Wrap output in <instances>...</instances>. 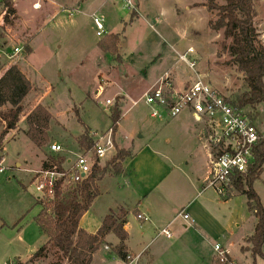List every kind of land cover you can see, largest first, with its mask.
I'll use <instances>...</instances> for the list:
<instances>
[{"label": "rangeland", "instance_id": "obj_1", "mask_svg": "<svg viewBox=\"0 0 264 264\" xmlns=\"http://www.w3.org/2000/svg\"><path fill=\"white\" fill-rule=\"evenodd\" d=\"M15 1L21 21L16 16L7 27L2 26L5 13L0 1V60L4 63L0 62V77L7 67L17 65L25 70L33 89L23 102L24 112L18 128L5 137L1 151L6 156L8 171L0 175V217L6 222V227L2 228L0 221V264L8 261L12 264H67L59 261V254L54 249L48 259L31 260L30 257L33 249L43 245V237L34 225L42 210L36 205L34 197L37 194L32 183L40 160L42 163L51 156L50 144H61L65 148L63 156L74 160L79 154L77 144L79 146V138L84 132L112 130L111 110L114 107H118L122 114L117 133V138L122 141L127 135L137 138L141 134L143 142L149 144L153 136L157 146H166L165 139L170 132H178L181 140L189 132H198L199 125L188 113L175 118H152V110L143 99L167 75L177 90L196 80L194 72L178 57L189 48L196 51L193 58L197 60L196 70L201 79L210 83L219 94L234 101L247 88L243 75L230 63V40L225 38L223 31L215 33L209 29V21L215 16L199 6L204 0H149L151 6L142 4L144 7L137 8L139 14L125 8L122 0H90L79 13L58 12V17L52 19L51 13L46 14L43 9V0L40 11L32 9L37 0ZM57 1H63L61 11L69 9L68 0ZM217 1L224 4V0ZM133 2L136 3L135 0ZM254 4L255 26L264 45V0H254ZM93 14L105 19L106 36L120 34L117 55L99 49V42L106 36H97ZM27 43L32 48L28 56L25 50ZM15 48H23L22 53L15 54ZM108 101L111 105H107ZM37 105L51 109L54 119L50 125V143L43 150H38L24 135L28 130L26 116ZM8 109L1 108L0 111ZM243 110L264 134V104ZM4 128L0 121V134ZM118 146L124 149L121 144ZM16 162L22 164L21 170L15 167ZM29 169L33 172L27 171ZM111 176L114 174L109 169L101 180ZM21 183L29 187L26 210L19 199V193H23ZM230 190L231 195L239 194L234 188ZM254 190L264 208V171L255 182ZM208 195L223 200L214 189H210ZM119 197L116 191L97 200L89 215L91 220L86 221L90 231H94L101 217L108 214H105L103 201L111 203ZM245 200L241 196L232 203L236 220L227 234L221 235L215 227H208L206 235L202 236L192 227L185 230V223L179 219L172 226L171 239L163 235L156 238L159 233L149 230V225L141 228L138 222H133L130 244L135 250L146 247L143 258L150 259L151 264H215V258L225 264H239L238 261L253 264L252 245L249 238H243L252 236L256 217L249 211ZM28 209L26 217L13 227L15 222H12ZM221 211L218 214L222 220L227 210ZM222 223L226 224V221L222 220ZM112 240L115 242L117 239L114 237ZM215 245L225 247L230 255L224 250V256L216 257ZM103 258L112 261L106 254ZM257 263L264 264V259L258 258Z\"/></svg>", "mask_w": 264, "mask_h": 264}, {"label": "trees", "instance_id": "obj_2", "mask_svg": "<svg viewBox=\"0 0 264 264\" xmlns=\"http://www.w3.org/2000/svg\"><path fill=\"white\" fill-rule=\"evenodd\" d=\"M4 8L3 27L10 24L16 16L14 0H0ZM199 6L205 7L214 19L209 21V29L215 33L223 31L225 38L230 40L228 52L231 56L230 63L235 65L237 71L243 75L247 90L234 101H230L237 109L246 107L256 108L264 104V45L255 26L254 0H224L219 4L217 0H204ZM120 34L107 35L99 42V49L108 54H118ZM28 56L32 50L27 43L25 46ZM30 80L17 65L10 66L0 77V121L5 128L0 134V151L4 149V140L10 131L16 130L23 115V102L32 91ZM122 114L118 107L111 110L112 131L114 136L119 131ZM52 115L42 105H37L27 116L28 130L26 137L38 149L43 150L50 143V125ZM79 147L82 150L92 151L94 147L90 132H84L79 138ZM128 150L116 145V153L104 166L95 163L91 174L76 186L63 190L62 184L57 187L55 200L47 206L40 201L43 210L35 219L43 234L48 238V244L41 247L31 257L35 260L43 257L47 259L52 249L56 250L60 262L67 264H93V256L100 249L111 234L119 239L115 252L122 260L126 257V241L128 234L125 230L128 212L120 209L110 212L102 222L95 234H89L80 227L81 220L91 209L95 199L100 195L97 182L110 169L113 174L120 175L124 172L123 162L131 157ZM67 158L63 155L51 154L43 163V169L52 168L64 170ZM264 171V134L258 144L255 162L249 171L234 179L232 188L247 199L249 211L257 218L253 235L249 238L252 245L253 264H258L257 259H264V208L258 194L254 190L255 182ZM229 259L228 257H226ZM215 264H225L215 258ZM54 264V263H52ZM61 264V263H60Z\"/></svg>", "mask_w": 264, "mask_h": 264}, {"label": "crops", "instance_id": "obj_3", "mask_svg": "<svg viewBox=\"0 0 264 264\" xmlns=\"http://www.w3.org/2000/svg\"><path fill=\"white\" fill-rule=\"evenodd\" d=\"M89 1L90 0H68V3H70V6H68L69 9H64L61 11L60 8L63 6V1L48 0L45 2V0H43V9H45L46 14L51 13L52 19L58 17V12H70V15H73V13H79L81 10L80 8L86 5V3ZM135 1L136 3L134 4L135 6L137 5V8H141L142 4L151 6V2H149V0ZM14 2L17 20L21 21L16 8V1L14 0ZM35 4H39L38 7L35 8ZM142 7H144V5H142ZM40 8L41 0H37L32 4L33 10L40 11ZM202 8H204V10L207 12L205 7ZM94 15L95 14L92 15V18ZM157 20L160 21L158 17ZM183 34L186 33L184 32ZM1 63L4 64L3 62ZM8 68L9 67L6 69ZM22 72L26 74L24 69H22ZM49 111L52 114L51 109H49ZM28 113H30V111ZM189 115L193 118L191 114ZM193 120L195 123H197L194 118ZM53 121L54 119L52 117L51 126ZM198 125L199 129H196L198 132H189L188 136H185L182 140L178 137V132H170L168 137L165 139L166 146H157L153 136H151V141L148 144L145 141L143 142L144 136L141 134L137 138H135L133 135H127L124 141H122L123 139H118L116 135V144H121L124 149L131 151L132 155L123 162L124 172L122 174H114V176H111L107 179L103 178L99 181L98 189L100 191V195L95 199L91 209L81 220L80 227L89 234H95L100 228L105 217L110 212L124 209L128 212L126 217L127 223L125 224V230L128 234V239L125 243L126 252L135 255L141 254L140 264H151L152 261L150 259L144 260L143 258L146 247L141 250H135L130 244L132 237L131 225H133V222H138L141 228H144L142 225H149V230L151 229L159 233L161 229L168 226H170L172 229L173 224L180 219L183 221V223H185V230H187L188 226L192 227L195 232L202 236H204L206 233L205 230L208 227H215L221 235L227 234V230L232 227L233 221L236 220L235 211L233 210L234 204L232 203L238 197L243 195H231L230 190L228 195L223 197L224 201L218 197L213 198L212 195H208L210 189H212L207 188L208 181L211 177L212 153L208 142L207 130L204 125ZM51 131L52 130L50 127L49 135ZM158 145H160V143ZM77 147L79 153L80 151L78 144ZM36 159L39 160L40 158L36 157ZM41 161L42 160H40V167L38 168L39 170L36 171L43 170L44 161L42 163ZM70 161H72V159H68V162ZM15 167L18 168V170L23 168L22 164L19 162L15 163ZM29 168L34 169L30 166ZM32 169L27 171H32ZM32 184H34V181ZM21 186L23 188V193H19V199L22 205H25L26 210L29 206V204L26 205V193H29V187L22 183ZM116 191L119 193L120 197L115 202L111 203L107 202L108 200L103 201L102 205L105 209V214H108L101 217L100 221L97 222L96 227H94V231H90L87 227L86 221L89 219V215L97 200L102 199L104 196L113 195V193ZM37 197V195L34 197L36 205H38L41 210H43V206L38 204ZM243 197L244 199L246 198L245 196ZM245 201L247 204V199ZM222 209L227 210V212L223 213L224 217L222 218L223 221H226V224L222 223L221 216L218 214L219 212H222ZM29 210L30 209H28V211L25 213L19 214V217H17L18 219L16 218L12 222V224L15 222L13 227H16L20 221L26 217ZM182 211L190 215L193 223H186L183 218L179 216ZM225 214H227L228 217H226ZM139 215L149 218V221H140L138 219ZM90 220L91 219H89V221ZM0 221L2 223V228L6 227L5 219L0 217ZM34 225H36L37 229L41 233V236L43 237V245L38 248L40 249L41 247L48 244V238L43 234L36 221ZM34 225H31V227ZM23 232L24 231L21 232L22 235ZM18 234H20V232ZM21 237L20 239L23 240L24 238ZM114 237H116L114 234H111L107 237L105 243L101 245L100 249L94 254L93 264H123V260L120 259L115 252V247L119 245L120 241L116 237L117 240L113 242L112 239ZM158 237L159 236L156 238ZM250 237L243 238V240ZM222 248L223 250L227 251L225 247ZM38 249H33L32 255L30 257H32ZM104 254L111 258L112 261H105L103 258ZM238 263L241 264L240 261H238ZM7 264H12V261H8ZM49 264H52V262Z\"/></svg>", "mask_w": 264, "mask_h": 264}, {"label": "built area", "instance_id": "obj_4", "mask_svg": "<svg viewBox=\"0 0 264 264\" xmlns=\"http://www.w3.org/2000/svg\"><path fill=\"white\" fill-rule=\"evenodd\" d=\"M122 1L125 3V8L138 13L133 0ZM38 5L35 4V8ZM93 22L97 36H106L105 19L94 15ZM14 51L15 54H19L22 53L23 48H15ZM194 55H196L194 48L178 54L180 62L196 75V80L191 85L177 90L166 78L169 77L167 75L165 79L159 81V85L151 88L143 99L151 108V117L154 119L175 118L189 113L198 124L205 126L212 153L211 177L207 188H212L219 196L226 197L234 179L246 174L254 164L256 149L263 134L244 110L237 109L210 83L201 79L196 70L197 60L193 58ZM107 105H111V101H108ZM90 136L94 143L92 151L82 150L79 147V154L74 160L70 162L67 160L64 170L60 171L55 165L35 172V191L38 201L44 206L55 200L56 190L60 184L63 190L76 186L91 174L96 162L99 166H104L116 153V136L112 130L105 133L91 132ZM49 151L58 156L65 153V148L61 144L52 143L49 145ZM7 171L6 156L0 151V175ZM179 216L186 223H193L188 213L182 211ZM138 219L149 221V218L143 215H139ZM162 235L167 239L173 237L170 226L161 229L158 236ZM213 251L216 257L225 255L219 245H215ZM140 259L141 254L127 253L123 264H140Z\"/></svg>", "mask_w": 264, "mask_h": 264}]
</instances>
